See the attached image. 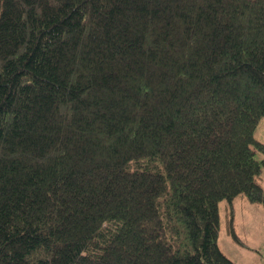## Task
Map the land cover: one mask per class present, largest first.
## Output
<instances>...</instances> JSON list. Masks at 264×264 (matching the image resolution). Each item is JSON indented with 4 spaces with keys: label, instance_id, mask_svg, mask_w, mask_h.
Listing matches in <instances>:
<instances>
[{
    "label": "trees",
    "instance_id": "obj_1",
    "mask_svg": "<svg viewBox=\"0 0 264 264\" xmlns=\"http://www.w3.org/2000/svg\"><path fill=\"white\" fill-rule=\"evenodd\" d=\"M262 118L264 0H0V264H236Z\"/></svg>",
    "mask_w": 264,
    "mask_h": 264
},
{
    "label": "rangeland",
    "instance_id": "obj_2",
    "mask_svg": "<svg viewBox=\"0 0 264 264\" xmlns=\"http://www.w3.org/2000/svg\"><path fill=\"white\" fill-rule=\"evenodd\" d=\"M254 135L257 140L264 143V118L259 121ZM261 185L264 188V167ZM218 208L219 249L236 264H262L264 262V207L252 204L247 198L239 195L231 203L227 200L221 201ZM230 221H232V231L239 241H235L231 232L228 231Z\"/></svg>",
    "mask_w": 264,
    "mask_h": 264
}]
</instances>
